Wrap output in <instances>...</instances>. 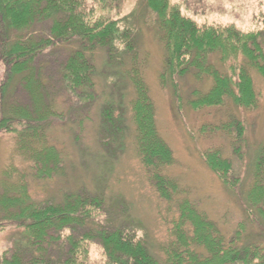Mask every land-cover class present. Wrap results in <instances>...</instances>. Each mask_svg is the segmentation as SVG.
I'll list each match as a JSON object with an SVG mask.
<instances>
[{
  "label": "trees",
  "instance_id": "obj_1",
  "mask_svg": "<svg viewBox=\"0 0 264 264\" xmlns=\"http://www.w3.org/2000/svg\"><path fill=\"white\" fill-rule=\"evenodd\" d=\"M127 1L0 0V134L16 136L17 150L27 164L12 165L5 172L0 234L11 230L17 238L0 255V264H90V246L99 247L102 264H264V145L245 168L252 175L245 219L225 233L192 193L168 175L173 155L156 127L140 51L144 26L163 45L160 80L172 88L178 104H184L186 77L210 80L206 91H189L187 104L198 112L230 105L236 109H227V118L210 127L230 137L233 155L242 161L247 146L244 114L257 110L261 101L254 76L264 79V29L199 26L171 0H136L133 10L123 15ZM63 50L65 60L55 77L45 75L42 57ZM99 77L107 80L103 94ZM52 83L62 87L64 102L74 96L90 104L85 105L90 114L102 104L100 145L108 161L97 183L65 189L39 203L33 184L52 182L65 171V156L47 129L56 118L72 116L67 108L45 104ZM14 86L38 90L37 104L44 109L31 113L16 101ZM126 112L135 127L141 165L164 211L160 234L165 238L159 245L123 197L107 203L102 185L112 175L109 162L125 151ZM86 120L80 117L76 123ZM202 159L230 190L243 186L221 150H209ZM248 223L259 228L254 237L247 233Z\"/></svg>",
  "mask_w": 264,
  "mask_h": 264
},
{
  "label": "rangeland",
  "instance_id": "obj_2",
  "mask_svg": "<svg viewBox=\"0 0 264 264\" xmlns=\"http://www.w3.org/2000/svg\"><path fill=\"white\" fill-rule=\"evenodd\" d=\"M171 2L178 5L183 15L191 18L199 26L232 24L246 32L264 29V0H187L188 7L183 4V0H171ZM135 3L136 0H128L122 8V14H129ZM140 43L143 75L155 106L156 127L173 155L174 163L169 167L168 175L187 188L209 218L229 234L245 219L244 201L252 181L251 173L248 171L245 173V168L251 165L254 155L264 145V79L254 76L261 101L257 110L244 114L247 121L245 134L247 146L243 153L244 160L241 161L233 155L230 137L210 127L227 118V109L230 112H235L236 109L230 105L226 110L193 111L187 104L188 96L190 97L191 94L189 91L194 89L206 91L210 88L211 82L208 79L195 81V78L190 76L182 81L187 88L184 104H178L172 88L164 86L160 80L164 69L162 43L144 26L141 29ZM65 54L66 50H63L43 56L40 65L44 74L55 77L57 68L65 60ZM97 62L101 65L102 55L98 56ZM106 82L104 77L98 78L100 94L106 90ZM50 92L49 102L45 104L67 108L72 112V116L60 120L56 118L50 122L47 129L51 142L65 156V171L52 182L33 184L35 191L33 195L39 203L47 201L58 192L63 193L65 189H73L82 184L90 187L94 180L97 183L99 175L106 172L103 166L108 161L100 145L99 116L102 104L97 103L90 114L91 109L89 112L85 108V105L90 104H85L77 97L71 96L64 102V99L60 98L63 94L60 85L52 83ZM13 94L17 98L16 101L27 106L31 113L44 109L43 105L37 104L40 92L36 89L26 92L14 86ZM126 114L127 116H124L126 130L122 137L125 151L118 154L114 161L109 162L110 168L113 164L112 175L110 173V176L106 177L108 181L103 182L102 185L107 203H115L118 197H123L130 205L133 214L144 223L154 243L159 245L165 238L164 232L160 234L163 226L160 216L162 213L164 215V211L141 165L135 127L131 122L130 112ZM80 117L88 120L78 125L76 122ZM214 149L221 150L222 155L231 161L236 174L242 177L243 186L236 187L235 191L230 190L207 167L202 159L203 154ZM12 165L17 168L27 167L24 158L17 150L16 136L0 134V195L7 180L6 169ZM108 206L110 209L109 204ZM111 209L110 212L114 213ZM246 225L247 233L254 237L259 228L249 223ZM16 238L15 231L7 230L0 234V255L13 246ZM98 248L90 246V264H102L101 252Z\"/></svg>",
  "mask_w": 264,
  "mask_h": 264
}]
</instances>
